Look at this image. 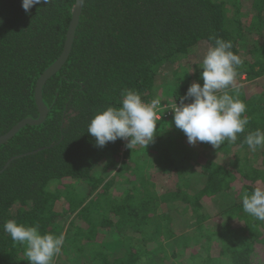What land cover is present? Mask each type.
I'll list each match as a JSON object with an SVG mask.
<instances>
[{"label":"trees","instance_id":"16d2710c","mask_svg":"<svg viewBox=\"0 0 264 264\" xmlns=\"http://www.w3.org/2000/svg\"><path fill=\"white\" fill-rule=\"evenodd\" d=\"M21 3L0 0V135L39 118L37 81L63 52L76 0L28 14ZM210 36L231 41L242 60L234 87L249 123L234 143L190 145L162 114L147 147L95 146L89 122L120 107L121 91L170 107L202 86ZM43 101L45 120L0 145V264H29L3 230L8 220L64 234L53 264L264 262V221L242 207L244 192L264 187V147L244 143L264 132V0H85Z\"/></svg>","mask_w":264,"mask_h":264},{"label":"clouds","instance_id":"9594fccd","mask_svg":"<svg viewBox=\"0 0 264 264\" xmlns=\"http://www.w3.org/2000/svg\"><path fill=\"white\" fill-rule=\"evenodd\" d=\"M46 3L48 0H22L21 7L28 14L34 6ZM209 39L214 41V46L207 49L200 65L202 86L193 82L171 110L175 127L185 134L190 145L207 143L217 149L225 140L234 143L237 134L245 131L249 118L243 116L247 106L238 98V89L234 87L241 58L231 50V41L215 36ZM230 88L234 94H230ZM120 95L121 106H109L95 114L87 132L95 138L96 147L102 148L118 139L126 140L125 147L131 150L137 145L147 147L156 135L159 98L145 103L130 89L121 91ZM244 143L253 152L264 147V132L260 129L250 132ZM242 207L245 213L264 221V187H256L251 194L244 192ZM3 230L14 242L25 246L29 264H53L65 243L64 234H41L39 225L25 226L8 220Z\"/></svg>","mask_w":264,"mask_h":264},{"label":"water","instance_id":"95a60500","mask_svg":"<svg viewBox=\"0 0 264 264\" xmlns=\"http://www.w3.org/2000/svg\"><path fill=\"white\" fill-rule=\"evenodd\" d=\"M85 0H76L75 6L73 8V15L69 25L66 42L64 45L63 52L60 57L55 61L53 65H51L48 69H46L41 76L39 77L36 85V102L39 108L40 116L37 119H22L17 124H15L7 133L0 135V145L7 142L11 139L21 127L30 124L37 125L42 123L48 115V109L43 101V87L47 80L54 75L67 61L69 58L76 35V30L78 27V23L80 20V16L83 10Z\"/></svg>","mask_w":264,"mask_h":264},{"label":"built area","instance_id":"2783aa9c","mask_svg":"<svg viewBox=\"0 0 264 264\" xmlns=\"http://www.w3.org/2000/svg\"><path fill=\"white\" fill-rule=\"evenodd\" d=\"M171 107H172V105H170V107H168V105H164V106L159 105L157 110H156L157 111V119H161L163 117L162 114H164V117L173 115ZM162 110H163V113L160 112Z\"/></svg>","mask_w":264,"mask_h":264},{"label":"rangeland","instance_id":"374dc122","mask_svg":"<svg viewBox=\"0 0 264 264\" xmlns=\"http://www.w3.org/2000/svg\"><path fill=\"white\" fill-rule=\"evenodd\" d=\"M111 200H112V199L108 200V203H111ZM116 245H118V244H116V243H111L110 245H107V246H109V247L112 248V247H116ZM262 252H264V248L262 249ZM262 259H263V261H264V256L262 257ZM263 263H264V262H263ZM263 263H262V264H263Z\"/></svg>","mask_w":264,"mask_h":264}]
</instances>
